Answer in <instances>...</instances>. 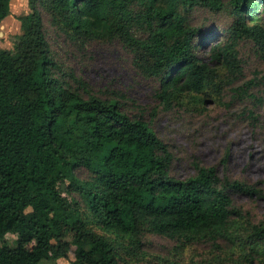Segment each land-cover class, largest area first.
Wrapping results in <instances>:
<instances>
[{
    "label": "trees",
    "instance_id": "16d2710c",
    "mask_svg": "<svg viewBox=\"0 0 264 264\" xmlns=\"http://www.w3.org/2000/svg\"><path fill=\"white\" fill-rule=\"evenodd\" d=\"M10 2L0 0V22ZM28 2L14 50H0V241L17 235L15 247L0 244V264L59 259L69 245L76 248L72 264H116L110 243L90 232L76 201L63 195L60 186L66 182L79 187L84 206L104 229L136 237L226 231L239 216L233 194L264 200V191L220 176L215 167L195 164V175L172 176L168 145L142 115L129 111L122 94L99 97L71 69H63L44 25L48 18L72 44L119 45L169 104L173 92H200L217 77L197 54L213 32L191 25V12L225 9L231 44L213 47L212 57L236 69L238 41H264L256 16L264 0ZM246 18L255 24L247 25ZM256 100L243 116L262 130L258 109L264 100ZM80 168L91 173V182L79 184ZM250 238L264 241V225L255 226Z\"/></svg>",
    "mask_w": 264,
    "mask_h": 264
},
{
    "label": "rangeland",
    "instance_id": "374dc122",
    "mask_svg": "<svg viewBox=\"0 0 264 264\" xmlns=\"http://www.w3.org/2000/svg\"><path fill=\"white\" fill-rule=\"evenodd\" d=\"M28 1L25 10L19 0H11L9 14L0 22V50H14L23 34L22 17L30 12ZM223 2L227 4L229 0ZM256 16L264 28V3L259 5ZM188 21L204 26V33L213 32L197 54L216 69L217 77L200 92H173L169 104L160 99L158 86L140 74L131 55L119 45L104 40L72 44L48 18L44 25L49 45L63 69H71L99 97L122 94L129 111L142 115L156 136L168 145L173 156L172 176L181 180L193 176L194 165L198 164L215 167L220 176L227 175L264 191V129L254 130L243 116L245 108L254 106L256 99L264 100V41H238V65L233 69L229 63L212 57L213 47L217 50L218 45L231 44L227 32L231 18L225 9L196 8ZM246 24L255 23L246 18ZM258 110L264 125V104ZM91 177L84 168L76 171L80 185ZM60 187L64 196L76 201L90 232L110 243L116 264H264V241L250 238L255 226L264 225V200L255 196L233 194L239 216L232 218L226 231L186 233L176 238L152 234L136 237L104 229L84 206L79 187L69 182ZM16 241L17 235L9 233L0 244L15 247ZM75 250L74 245H69L65 257L40 264H72Z\"/></svg>",
    "mask_w": 264,
    "mask_h": 264
},
{
    "label": "clouds",
    "instance_id": "9594fccd",
    "mask_svg": "<svg viewBox=\"0 0 264 264\" xmlns=\"http://www.w3.org/2000/svg\"><path fill=\"white\" fill-rule=\"evenodd\" d=\"M19 6L24 7L27 10V0H19Z\"/></svg>",
    "mask_w": 264,
    "mask_h": 264
}]
</instances>
